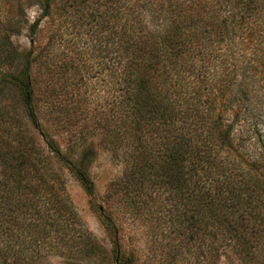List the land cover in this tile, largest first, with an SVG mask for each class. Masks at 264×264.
Returning <instances> with one entry per match:
<instances>
[{
    "label": "trees",
    "instance_id": "obj_1",
    "mask_svg": "<svg viewBox=\"0 0 264 264\" xmlns=\"http://www.w3.org/2000/svg\"><path fill=\"white\" fill-rule=\"evenodd\" d=\"M0 2V60L9 68L0 98L5 89L16 92L49 155L41 156L31 128L0 104V124L21 128L0 135V264H42L49 254L91 261L107 252L61 195L54 168H65L91 196L89 170L99 148L123 165L107 200L116 195L152 210L157 193L171 196V207L160 210L168 212L176 242L167 243L164 264H264V146L244 144L264 119V0H110L102 12L100 0L82 1L96 8L89 16L99 18L102 50L112 59L113 93L109 117L77 131L52 107L40 118L34 57L11 40L26 7ZM30 4L44 17L54 0ZM40 21L27 26L30 35ZM58 129L67 132L64 149ZM101 219L113 263L137 264L111 213L102 210Z\"/></svg>",
    "mask_w": 264,
    "mask_h": 264
},
{
    "label": "rangeland",
    "instance_id": "obj_2",
    "mask_svg": "<svg viewBox=\"0 0 264 264\" xmlns=\"http://www.w3.org/2000/svg\"><path fill=\"white\" fill-rule=\"evenodd\" d=\"M34 0H22L25 5L23 18L25 23L19 34L11 36L13 45L19 47V51H31L34 57V65L31 75L34 79L37 101V111L40 118L51 109L54 115H69L74 121V131H77L83 123L102 121L109 117V107L112 101V59L102 50L104 44L100 43L101 32L96 25L94 16L89 12L95 10L86 7L84 0H54L51 12L48 16H41V10L36 4H30ZM106 1V2H105ZM91 3V2H90ZM99 12L108 10L110 0H100ZM0 6L6 8L1 2ZM80 6V7H79ZM79 7V8H78ZM110 10V9H109ZM111 11V10H110ZM2 16V17H1ZM0 19H5L1 14ZM40 18V24L36 33L30 35L27 26L35 19ZM8 66L0 60V87H2V74ZM46 99V100H44ZM51 101V103H50ZM0 104L8 108L22 118L21 127L29 126L35 146L42 150L41 156L48 157V152L41 141L36 129L28 125V121L18 104V96L12 89H5ZM61 113V114H60ZM77 117L82 119L76 120ZM80 122V123H79ZM92 124V123H91ZM21 129L10 128L6 124H0V135L7 138L11 132ZM56 139L63 147L67 145V132L64 129L54 130ZM58 133V134H57ZM27 141L28 136L25 138ZM245 143L248 148L264 146V119L258 117L257 122L249 128V134L245 135ZM54 165V164H53ZM59 181L63 183L60 190L67 204L80 218L91 236H94L107 249L106 253L98 258L88 261L83 254L79 259L64 255L49 254L39 259L42 264H114L110 259L112 255V236L105 228L101 219V211L111 213L118 227V235L122 248L126 253L133 252L137 264H164L168 242H176L170 233L171 226L168 220L169 214L164 213L163 207H171V196L168 191H160L153 203L152 210L145 207H133L125 197L112 195L107 200L106 192L110 182L121 175L122 162L112 158L109 152L102 148L97 150L96 158L90 166V175L95 185V192L89 196L80 182L74 178L65 168L54 165ZM143 193H141V196ZM140 196V197H141ZM140 205V204H139ZM163 210H160V209ZM154 209V210H153ZM188 253L183 260L190 259ZM230 258H234L230 254ZM227 264V258H221ZM181 262L180 264H184ZM238 264V263H236Z\"/></svg>",
    "mask_w": 264,
    "mask_h": 264
}]
</instances>
